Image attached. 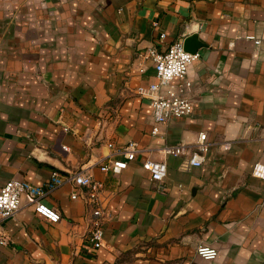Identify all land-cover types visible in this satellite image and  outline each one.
Instances as JSON below:
<instances>
[{"label": "crops", "instance_id": "crops-1", "mask_svg": "<svg viewBox=\"0 0 264 264\" xmlns=\"http://www.w3.org/2000/svg\"><path fill=\"white\" fill-rule=\"evenodd\" d=\"M191 34L201 44L186 71L192 112L152 134L151 107L136 92L155 81L146 53ZM199 132L210 144L202 165L159 152L193 148ZM129 141L136 157L102 172L101 164L124 159L116 148ZM147 158L166 162L161 182L142 168ZM257 162L264 164V0H0V187L11 179L45 186L52 171L84 170L103 183L111 214L94 248L93 206L79 196L86 187L67 182L46 194L57 223L23 198L0 220L8 237L0 264H264ZM199 245L216 257L198 256Z\"/></svg>", "mask_w": 264, "mask_h": 264}, {"label": "built area", "instance_id": "built-area-1", "mask_svg": "<svg viewBox=\"0 0 264 264\" xmlns=\"http://www.w3.org/2000/svg\"><path fill=\"white\" fill-rule=\"evenodd\" d=\"M161 36H164L162 34ZM248 39L253 40L254 44H260V39L249 35ZM146 56L154 65L155 81L146 87L139 86L136 89L138 95L147 98L151 107V114L154 121L151 133L159 132V125L174 118H181L192 112L193 103L189 97L191 82L186 76L187 66L196 60L199 54L190 53L183 47V42L177 40L171 43L166 50L157 51L149 48ZM140 71H143L140 70ZM206 133L199 132L193 148L185 144L164 145L159 148V152L164 156H186L190 166H200L206 159L209 148ZM107 146L114 147L112 142ZM230 142H225L223 148L228 149ZM116 151L123 155L124 159H113L99 166L102 172L117 173L126 167L127 161H131L139 152L138 145L134 141H129L116 148ZM142 168L149 174L151 180L161 182L167 172L164 160L145 159ZM252 175L264 178V164L257 162L252 168ZM71 183L73 186L86 187L84 194L79 196L90 201L93 217V228L89 232V240L94 248L102 244V219L111 217L108 211L102 206L101 197L104 192L102 182L94 179L91 174L84 170L69 172L67 176L60 175L57 171H52L50 179L45 186L33 185L26 180L11 179L0 187V220L14 216L22 207V199L25 198L26 205L39 216L47 219L51 223H57L61 215L57 209L44 202L47 193L53 191L64 183ZM160 190L164 187L160 186ZM72 199L77 198V194L71 193ZM8 237L0 230V244H5ZM196 254L203 259L212 260L217 255V250L211 246L199 245Z\"/></svg>", "mask_w": 264, "mask_h": 264}, {"label": "water", "instance_id": "water-1", "mask_svg": "<svg viewBox=\"0 0 264 264\" xmlns=\"http://www.w3.org/2000/svg\"><path fill=\"white\" fill-rule=\"evenodd\" d=\"M200 46L201 44L196 40V34H191L183 40L184 49L190 53H195Z\"/></svg>", "mask_w": 264, "mask_h": 264}]
</instances>
